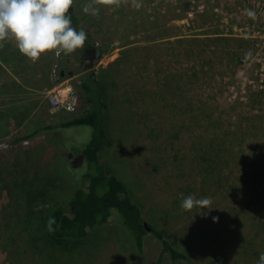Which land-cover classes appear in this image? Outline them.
<instances>
[{"label":"rangeland","instance_id":"374dc122","mask_svg":"<svg viewBox=\"0 0 264 264\" xmlns=\"http://www.w3.org/2000/svg\"><path fill=\"white\" fill-rule=\"evenodd\" d=\"M88 2L74 0L73 9L99 51L92 69L84 65L87 42L63 64L53 53L33 62L13 40L0 47V264H188L167 255L159 262L153 237L140 254L116 216L79 241L57 244L45 235V214L76 189L65 173H73L70 154L92 128L30 134L83 114L78 85L91 72L105 103L100 163L143 217L195 264H257L264 253V0H137L139 8L121 0L94 5L96 17L83 13ZM180 194L210 198V209L184 211Z\"/></svg>","mask_w":264,"mask_h":264},{"label":"trees","instance_id":"16d2710c","mask_svg":"<svg viewBox=\"0 0 264 264\" xmlns=\"http://www.w3.org/2000/svg\"><path fill=\"white\" fill-rule=\"evenodd\" d=\"M68 15L72 26L78 31L81 30L79 17L73 6ZM66 56L67 54H62V64ZM81 78L78 88L85 99L83 114L60 123L44 125L30 134L33 136L41 131L68 130L75 126L92 128L91 138L84 147L73 149L74 153L70 154L74 166L73 173L71 170L65 173V176L73 181L76 189L65 205L51 208L50 213L45 214V235L57 244H63L67 240L79 241L86 238L92 230L109 224L112 217L116 216L119 219L116 224L124 228L140 254L145 251L147 239L153 237L160 244L159 262L167 255L171 263L185 261L188 264H195L191 257L173 246L158 226L149 223L143 217L141 207L131 198L126 185L100 163L99 155L105 137L102 127L105 109L102 88L100 81L92 72L82 75ZM69 143L67 141V144ZM77 156L82 158L80 164L76 162ZM83 164L85 167L79 169ZM77 170L81 172L77 173ZM50 219H54V223L49 227Z\"/></svg>","mask_w":264,"mask_h":264},{"label":"clouds","instance_id":"9594fccd","mask_svg":"<svg viewBox=\"0 0 264 264\" xmlns=\"http://www.w3.org/2000/svg\"><path fill=\"white\" fill-rule=\"evenodd\" d=\"M73 3L74 0H0V47L5 41L13 40L18 52L33 62L46 53L60 56L83 47L86 33L74 28L68 15ZM120 3L121 0H90L82 11L96 17L99 8L94 5L119 7ZM132 3L140 7L137 0ZM180 196L184 211L194 207L210 209L212 204L207 197ZM52 223L54 219H50L49 227ZM257 264H264V253L260 254Z\"/></svg>","mask_w":264,"mask_h":264},{"label":"water","instance_id":"95a60500","mask_svg":"<svg viewBox=\"0 0 264 264\" xmlns=\"http://www.w3.org/2000/svg\"><path fill=\"white\" fill-rule=\"evenodd\" d=\"M87 37H89V35H86ZM85 61H84V65L86 69H92L95 66V63L99 57V51L97 49V47L95 46H91L87 49H85Z\"/></svg>","mask_w":264,"mask_h":264},{"label":"built area","instance_id":"2783aa9c","mask_svg":"<svg viewBox=\"0 0 264 264\" xmlns=\"http://www.w3.org/2000/svg\"><path fill=\"white\" fill-rule=\"evenodd\" d=\"M75 98H76V97H74V96L68 97V98H67V101H66V102L68 103V104H67L68 106L66 107L65 105H63L62 108H64V109L67 110V111H72V110H73V105H74L75 100H76ZM55 102H56V103H61V101H60L59 99H56Z\"/></svg>","mask_w":264,"mask_h":264},{"label":"flooded vegetation","instance_id":"af4514ba","mask_svg":"<svg viewBox=\"0 0 264 264\" xmlns=\"http://www.w3.org/2000/svg\"><path fill=\"white\" fill-rule=\"evenodd\" d=\"M86 38H88V37L86 36ZM91 46H92V43L90 42V43H87V44L85 45V47L83 48L84 58L86 57L85 49H87V48H89V47H91ZM84 61H85V60H84Z\"/></svg>","mask_w":264,"mask_h":264},{"label":"bare ground","instance_id":"6f19581e","mask_svg":"<svg viewBox=\"0 0 264 264\" xmlns=\"http://www.w3.org/2000/svg\"><path fill=\"white\" fill-rule=\"evenodd\" d=\"M83 29V28H82ZM82 79V78H81ZM77 84V83H76ZM105 107V106H104ZM104 113V112H103ZM105 115V114H104ZM103 127V126H102ZM105 139V138H104Z\"/></svg>","mask_w":264,"mask_h":264},{"label":"crops","instance_id":"0c3cea01","mask_svg":"<svg viewBox=\"0 0 264 264\" xmlns=\"http://www.w3.org/2000/svg\"><path fill=\"white\" fill-rule=\"evenodd\" d=\"M43 56H45V55H43ZM31 62V61H30ZM43 65H45V63L43 64ZM17 82V81H16Z\"/></svg>","mask_w":264,"mask_h":264}]
</instances>
